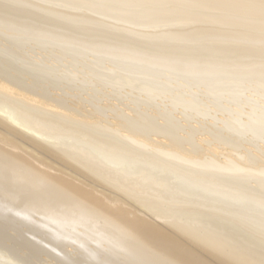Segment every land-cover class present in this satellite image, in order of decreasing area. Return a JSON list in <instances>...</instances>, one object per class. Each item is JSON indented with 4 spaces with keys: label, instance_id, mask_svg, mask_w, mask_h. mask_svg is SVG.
I'll return each instance as SVG.
<instances>
[{
    "label": "bare ground",
    "instance_id": "6f19581e",
    "mask_svg": "<svg viewBox=\"0 0 264 264\" xmlns=\"http://www.w3.org/2000/svg\"><path fill=\"white\" fill-rule=\"evenodd\" d=\"M18 225L60 264H261V0H0V239Z\"/></svg>",
    "mask_w": 264,
    "mask_h": 264
},
{
    "label": "rangeland",
    "instance_id": "374dc122",
    "mask_svg": "<svg viewBox=\"0 0 264 264\" xmlns=\"http://www.w3.org/2000/svg\"><path fill=\"white\" fill-rule=\"evenodd\" d=\"M54 93H57V92H54ZM69 101H70V103L71 102H73L72 101V99H69ZM86 106H87V108L89 109V105L88 104H85ZM111 112H109V113H107V115H112V114H110ZM18 228H20L19 229V231H18ZM18 228H13V226L12 227H7L6 228V230L4 229L3 231H2V233H3V235L5 234V237L2 239H0V241H2V243L0 242V259H4V260H7V261H10V262H14V261H19V263L21 262V264H35L36 262L38 263V264H43V262H44V264L47 262L48 264H54V262H55V264H60L61 262H59V259H55V257L54 256H52V255H48V254H46L45 252H42V253H40V255L39 256H42V257H40V259H38V258H33V257H35V255L33 254H30V255H32L31 257H30V255H28L29 254V251H28V244H27V241L25 240V238H33V236H32V234L30 235L29 234V232L27 233L26 232V227L25 226H23V228H22V226H20L19 227V225H18ZM7 231V232H6ZM20 232V233H19ZM7 233H9V234H7ZM24 233H26V234H24ZM18 234H20V235H18ZM26 235V237H24V236ZM12 236V237H11ZM19 236V237H18ZM7 237V238H6ZM9 237V238H8ZM6 238V239H5ZM4 239H5V241H4ZM23 239V240H22ZM18 240H21V241H18ZM4 241V242H3ZM13 241V242H12ZM6 243V244H5ZM15 243H16V245H15ZM20 243H21V245H20ZM14 244V245H13ZM22 244H23V246H24V248H23V246H22ZM27 244V245H26ZM2 245V246H1ZM25 245H26V247H25ZM43 246H46L48 249L50 248L49 246H47V245H45V244H42ZM11 246H12V248H11ZM14 246H18V248L17 247H14ZM20 246H22V247H20ZM27 248V249H26ZM2 249V250H1ZM5 249H6V251H5ZM15 249H18V250H16L15 251ZM67 249H68V251L70 250L71 251V247H67ZM49 250H51V248L49 249ZM53 251V250H52ZM73 251H75V250H73L72 249V255H76V254H78V252L77 251H75V252H73ZM24 252H26V253H24ZM54 252V251H53ZM1 254H3V255H1ZM10 254V255H9ZM22 255V257H23V259H22V257H20L19 258V256L20 255ZM36 254V253H35ZM26 255H28V257L26 256ZM38 255V254H37ZM27 257V258H26ZM36 257H38V256H36ZM80 257H82V256H80ZM29 258H31V260L29 259ZM44 258V259H43ZM42 259V260H41ZM47 259V260H46ZM80 259H82L81 261H83L82 263H80V264H87L86 263V261H84V257H82V258H80ZM35 260H36V262H35ZM42 261V263H40L41 261ZM24 261V262H23ZM28 261V262H27ZM30 261V262H29ZM57 261V262H56ZM61 261V260H60ZM23 262V263H22ZM35 262V263H34ZM85 262V263H84Z\"/></svg>",
    "mask_w": 264,
    "mask_h": 264
},
{
    "label": "snow or ice",
    "instance_id": "6c2138e0",
    "mask_svg": "<svg viewBox=\"0 0 264 264\" xmlns=\"http://www.w3.org/2000/svg\"><path fill=\"white\" fill-rule=\"evenodd\" d=\"M261 8L264 10V0H261ZM261 264H264V261H262Z\"/></svg>",
    "mask_w": 264,
    "mask_h": 264
}]
</instances>
